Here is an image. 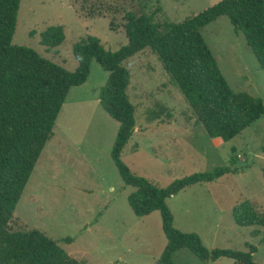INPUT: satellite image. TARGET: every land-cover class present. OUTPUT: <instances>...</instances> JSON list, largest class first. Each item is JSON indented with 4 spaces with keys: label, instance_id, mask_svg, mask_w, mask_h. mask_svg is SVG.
Returning a JSON list of instances; mask_svg holds the SVG:
<instances>
[{
    "label": "rangeland",
    "instance_id": "1",
    "mask_svg": "<svg viewBox=\"0 0 264 264\" xmlns=\"http://www.w3.org/2000/svg\"><path fill=\"white\" fill-rule=\"evenodd\" d=\"M107 1L120 7L112 18L85 16L79 10L81 0H20L11 43L32 48L72 71L77 66L72 45L79 38L94 35L111 51L127 43L121 27L125 9L153 13L162 29L166 21H182L220 0ZM51 25H62L65 38L60 45L47 48L40 43L41 33ZM200 33L230 88L264 103V71L244 34L236 32L225 15ZM122 64L130 73L126 92L135 106L137 130L121 152L124 164L131 173L159 187L195 172L231 165L235 173L189 185L167 199L173 225L198 234L209 249L248 251L252 246L253 260L263 262L264 225L240 226L233 210L238 204L245 205L264 221V115L228 141L210 138L150 49ZM107 78L108 72L92 59L86 81L69 89L53 134L16 204L11 225L13 229H39L70 257L86 264H156L167 241L161 216L158 210L137 216L128 203L134 188L124 184L111 157L119 124L98 98ZM172 121L185 126L175 134L170 133L172 127L155 126ZM233 155L236 161L232 164ZM172 264L235 262L227 257L204 261L180 248L172 255Z\"/></svg>",
    "mask_w": 264,
    "mask_h": 264
},
{
    "label": "trees",
    "instance_id": "2",
    "mask_svg": "<svg viewBox=\"0 0 264 264\" xmlns=\"http://www.w3.org/2000/svg\"><path fill=\"white\" fill-rule=\"evenodd\" d=\"M81 1L79 10L91 18L106 15L112 18L120 10L107 0ZM19 5L20 0H0V264H86L70 257L39 229H13L11 224L16 204L53 134L68 91L86 81L92 59L108 72L98 98L119 124L111 157L124 184L134 188L127 196L128 203L137 216L155 210L161 216L167 241L156 264H172V255L180 248H187L204 261L227 257L235 264H264V261L253 260L255 248L252 246L248 251L209 249L198 234L181 231L173 225L167 199L189 185L213 182L224 174L235 173L231 165L195 172L159 187L131 173L121 159V152L135 128V106L126 92L130 73L122 63L145 48L156 55L170 82L184 96L198 124L210 138L228 141L264 115L261 98L230 88L200 33L201 28L218 16H227L234 30L244 34L264 71V0H220L182 21H166L162 29L153 13L125 9L121 27L127 43L111 51L94 35L79 38L72 45L77 60L72 71L42 57L32 48L11 43ZM110 26L114 29L113 19ZM64 38V27L51 25L41 33L40 43L47 48L55 47ZM231 159L233 164L236 156ZM233 217L240 226L264 225L257 213L242 204L234 207Z\"/></svg>",
    "mask_w": 264,
    "mask_h": 264
},
{
    "label": "crops",
    "instance_id": "3",
    "mask_svg": "<svg viewBox=\"0 0 264 264\" xmlns=\"http://www.w3.org/2000/svg\"><path fill=\"white\" fill-rule=\"evenodd\" d=\"M156 127H172V130L170 129V133H173V134H175V133H177V131H180V128L181 127H184L185 125L184 124H181V122H176V121H172V122H167V123H165V124H158V125H155ZM173 128H178V129H173ZM177 130V131H176ZM134 131H137L136 129L134 130ZM134 133V132H133ZM143 133V132H142ZM180 133H182V132H180ZM183 133H185V132H183ZM134 147H137L138 146V144L137 143H134V145H133ZM179 193V192H178Z\"/></svg>",
    "mask_w": 264,
    "mask_h": 264
}]
</instances>
